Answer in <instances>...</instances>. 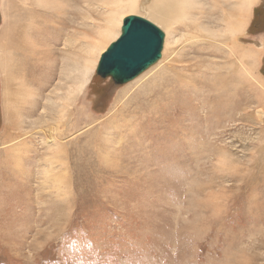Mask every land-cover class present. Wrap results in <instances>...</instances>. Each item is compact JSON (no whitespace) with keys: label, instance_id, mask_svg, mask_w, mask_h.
<instances>
[{"label":"rangeland","instance_id":"obj_1","mask_svg":"<svg viewBox=\"0 0 264 264\" xmlns=\"http://www.w3.org/2000/svg\"><path fill=\"white\" fill-rule=\"evenodd\" d=\"M88 1L103 23L101 0H0V264H264V0L239 36L249 57L208 55L177 24L153 67L121 85L95 71L62 118L77 33L97 35Z\"/></svg>","mask_w":264,"mask_h":264},{"label":"bare ground","instance_id":"obj_2","mask_svg":"<svg viewBox=\"0 0 264 264\" xmlns=\"http://www.w3.org/2000/svg\"><path fill=\"white\" fill-rule=\"evenodd\" d=\"M71 1L72 0H68V5L71 4L70 3ZM125 1L126 2H124L123 0H113V1L101 0L102 5L105 7L103 8L104 9V13H103L104 21H102L103 23H100L93 16L94 9L93 7H91L89 1L88 3L85 4L86 6L83 8V11L87 12L88 15L86 16L85 14L84 17L81 18V20H84V22L82 21V25H84L86 20H91V26H95V28L97 29L96 31L97 35L96 37L91 38L87 34L80 35L79 33H77L79 36L78 40L83 43V49L81 51V55L79 56V59L77 58L74 59L75 62L71 64L75 70L72 72L68 69L70 75L69 74L67 75V69L65 68L64 74L66 79L63 78L65 80L61 81L59 86L57 85L56 89L53 91V93L55 92V95H57L56 97L57 101L56 102L53 101L55 103H52L53 105L51 106V108L57 110L59 112L60 117L65 118L68 116L71 110V106H74V104H76L80 95L84 94L86 92V89L88 88V85L94 81V75H95V71L97 70L99 60L102 54L108 49V47L112 43L116 42V40L120 37V35H118V31L119 29L122 28L123 21L125 18H127L126 17L127 13L133 15L135 13H138L139 11H143L144 14L142 16L146 18L148 17L150 22L152 23L154 22L162 29H164V31L166 32L165 33L166 45H168V42L170 41L172 36L175 37L174 35L175 29L173 27H175L177 24H181L186 28V32H187L186 34L189 35L191 41L193 43L199 44L198 46H204L205 49H201V50L206 51L208 55L214 56L212 50L214 49V46L217 45L216 44L217 41H223V45H225L229 49L230 53L232 54L239 53L238 54L239 59L242 58L243 60L246 57H249L250 55V49L248 50V48L239 50L238 40H239V36L248 27L249 19L252 12L251 8L255 4L254 0H222L223 2L221 1L218 2L217 0H150V1L125 0ZM142 1L143 4L141 5ZM96 10H100V9H96ZM29 12H31V14L34 17L38 16L39 14V12H37V10L35 9H30ZM63 13L67 15L66 12ZM56 18L58 17L54 16V21L58 22L53 24L55 28L64 27L63 30L66 31V29L70 27L69 17L63 19L58 18V21L56 20ZM66 25L68 27H66ZM29 33L31 34L30 36L35 35V33L32 32V30L29 31ZM114 38H116V40L112 42ZM209 39H212V41L209 42V44L198 43V42H207ZM72 51H74V49H72L70 46V52ZM255 60H256L255 61L256 64L258 65V61L260 60V55L258 53L255 55ZM77 62L79 63L80 67L78 66ZM210 64L211 66L215 65L213 62H211ZM143 79L144 77H141L139 81H137L134 85H132L129 88L132 89L134 86H138L139 84L140 87H142L143 86L142 84H144ZM218 82L219 80H215L209 83L210 88L213 89L212 85L218 84L217 86H219L220 82L219 83ZM127 91L128 90L126 91L124 90V92L121 93L120 97L126 94ZM214 92L218 93L216 89ZM161 93L163 92H160L157 96H155V102H157L159 105H160L159 100H161L164 96ZM7 95L10 104H12L14 100V98H12L14 96V93L9 88ZM217 98L219 97L216 94L215 98H213L212 100H217ZM119 102L122 104L124 101H122L121 99L119 100ZM225 103L226 106L224 105V108L229 109L228 100L225 99ZM116 105H117V101L115 102V107ZM245 106H246V102L239 105V107H243V108H245ZM178 107L179 106L176 105L174 106L176 112ZM221 107L222 106L220 104L213 103L212 110L217 114L218 112H220ZM218 109L219 111H217ZM150 114H151L150 117L152 118L154 114V110H151L148 115ZM245 115L246 114L242 115L244 119H245ZM50 142H52V145L49 144L52 151L55 150V154L57 152L60 153L62 149L60 145L56 144V141L54 140L53 137L51 138ZM51 153L53 154V152Z\"/></svg>","mask_w":264,"mask_h":264},{"label":"water","instance_id":"obj_3","mask_svg":"<svg viewBox=\"0 0 264 264\" xmlns=\"http://www.w3.org/2000/svg\"><path fill=\"white\" fill-rule=\"evenodd\" d=\"M165 39V33L149 20L128 16L120 37L102 54L96 72L117 85L133 81L162 58Z\"/></svg>","mask_w":264,"mask_h":264}]
</instances>
